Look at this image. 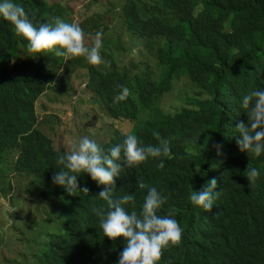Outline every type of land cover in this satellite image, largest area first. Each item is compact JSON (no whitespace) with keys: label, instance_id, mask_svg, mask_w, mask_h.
Returning a JSON list of instances; mask_svg holds the SVG:
<instances>
[{"label":"trees","instance_id":"1","mask_svg":"<svg viewBox=\"0 0 264 264\" xmlns=\"http://www.w3.org/2000/svg\"><path fill=\"white\" fill-rule=\"evenodd\" d=\"M12 2L25 9L36 27L56 16L72 23L61 0ZM121 16L125 29L138 40L128 50L117 30L106 39L102 36L104 63L98 67L83 57H32L27 41L0 17V191L12 194L9 172L24 174L26 179L16 186L25 181L23 190L35 202L17 197V217L27 229L33 220L37 225L42 220L43 228L27 239L25 249L9 254L3 240H15L0 233V256L6 260L0 259L4 264H118L125 247L123 237L113 241L104 236L92 211L105 204L98 197L105 186L83 173L78 183L89 192L73 196L52 182L60 170L56 149L63 153L71 143L57 132L61 117H39L35 102L65 66L67 82L83 77L101 115L111 117L108 129L91 134L81 128L73 143L84 133L105 150L122 144L125 133L136 135L145 146H158L154 132L169 141L171 159L149 157L138 168H123L113 187L114 199L134 195L138 213L147 194L137 187L138 180L167 197L157 214L173 210L184 232L182 243L164 249L158 264H264V153L256 157L240 152L236 131L241 121L248 122L240 106L243 96L264 90V0H125ZM77 23L85 36L106 27L95 19ZM138 41L140 56L122 63L114 47L131 53ZM93 42L91 37L87 45ZM182 77L190 87L180 102L163 101ZM121 86L128 87L130 95L116 104ZM115 118L130 122V127L121 129ZM161 159L162 170L157 167ZM247 166L261 173L251 188ZM213 178L220 194L212 210L205 211L189 196ZM4 216L5 211L0 218ZM33 244L37 246L30 255L27 246Z\"/></svg>","mask_w":264,"mask_h":264},{"label":"clouds","instance_id":"2","mask_svg":"<svg viewBox=\"0 0 264 264\" xmlns=\"http://www.w3.org/2000/svg\"><path fill=\"white\" fill-rule=\"evenodd\" d=\"M0 17L13 25L15 35L27 41L28 52L34 54L32 57L48 56L51 53L63 57L65 61L83 57L93 66L98 67L104 63L100 54L102 32L96 33L89 47L78 23H68L56 16L36 27L29 20L25 9L12 0H0ZM129 95V88L121 86V92L114 96V103L125 101ZM240 106L246 111L248 122L241 121L236 127L239 133L237 145L240 152L259 157L264 153V90H254L244 95ZM153 135L159 141L158 146H145L136 135L125 133L122 144L107 150L87 136L71 144L63 153L56 149V164L60 170L54 173L53 184L66 189L69 195L88 193L89 189L82 188L78 183V176L88 173L98 185L105 186L98 194L105 204L92 211L99 219L104 236L113 241L123 237L126 242L119 254L118 264H158L164 249L178 247L182 243L184 229L174 218V211L169 210L166 215L157 214L167 197L156 187L138 180L137 187L147 189L139 213L135 210L134 195L125 194L113 198L115 178L121 176L123 168H138L149 157L172 158L169 141L161 138L158 132ZM157 167L161 170L165 167L163 159ZM260 174L258 168L247 166L246 176L250 188L255 185ZM217 183L213 178L201 189L192 191L189 196L191 203L211 211L220 194L216 190ZM128 205H131V211L126 207Z\"/></svg>","mask_w":264,"mask_h":264},{"label":"rangeland","instance_id":"3","mask_svg":"<svg viewBox=\"0 0 264 264\" xmlns=\"http://www.w3.org/2000/svg\"><path fill=\"white\" fill-rule=\"evenodd\" d=\"M62 3L66 6L68 17L71 18V22H81L86 23L90 20H97L100 23H106V27L103 30L97 31L102 32V36L106 38L110 37L111 30H117L121 35L120 43L121 45H127V49H131V44L136 42L138 39H133L130 36V33L125 29L122 24L121 19V6L125 0H61ZM102 26V25H101ZM103 27V26H102ZM101 27V29H102ZM96 32V33H97ZM88 34L85 36L86 44L90 43V38H95L96 33ZM92 35V36H90ZM141 49V43L138 41L135 44L134 50L131 53L128 51H121L119 47H114L116 53H118V59L122 63L131 62L132 58L139 57V50ZM121 51V52H119ZM142 54V52H140ZM65 66L60 67L57 70V74L51 86L47 88L36 100L35 110L39 117L43 116L45 113H54L61 117L62 127L60 131H57L58 134L65 139L66 144H72L77 140L78 134H80L81 128H85L91 134H95L101 130L108 129V124L106 121H111V117L108 114L102 116V108L97 105V103L91 100L89 95V90L84 86L83 77L79 79H73L72 81L67 82L65 78L67 71H65ZM82 72V70H80ZM190 87V82L182 77L179 80H176L174 83V88L166 93L162 97L163 101L178 104L182 99L183 93L188 91ZM170 107L169 109H172ZM126 119V118H125ZM115 125L118 121V125L121 129L127 130L130 127V122L121 121V119H114ZM87 136V134H82L80 138ZM79 138V139H80ZM78 142V141H77ZM76 142V143H77ZM11 173L10 181L12 182V194L10 190L6 189L5 191H0V216L3 215L5 211V216L0 218V233L6 236H12V243L6 240H3V243L9 249L6 250L7 254L13 253L16 248H26L27 239L33 237L35 234L42 232L43 228L40 227L42 220L39 221L38 225L35 220H33L32 226L25 228L22 225L21 219L18 218L19 214V199H23V203L30 201L31 203L35 202L32 196L26 194L23 190L24 182L17 187L16 182L20 179L25 178V175L19 172H9ZM7 176L4 182L9 180ZM1 181V179H0ZM13 195L12 201L9 200V197ZM35 199H38L36 197ZM22 203V204H23ZM39 214L37 211H32ZM53 226V225H52ZM26 243H22V240ZM37 244L27 246L30 255L33 254L34 248ZM1 257V256H0ZM2 258V257H1ZM6 260L5 257L2 258ZM0 264H4L0 259Z\"/></svg>","mask_w":264,"mask_h":264}]
</instances>
